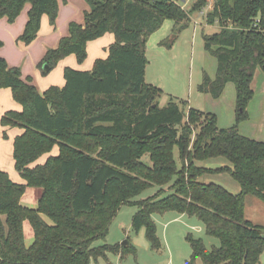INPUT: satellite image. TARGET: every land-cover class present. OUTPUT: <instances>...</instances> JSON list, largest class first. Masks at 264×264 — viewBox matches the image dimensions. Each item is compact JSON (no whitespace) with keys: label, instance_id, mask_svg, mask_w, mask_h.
<instances>
[{"label":"trees","instance_id":"obj_1","mask_svg":"<svg viewBox=\"0 0 264 264\" xmlns=\"http://www.w3.org/2000/svg\"><path fill=\"white\" fill-rule=\"evenodd\" d=\"M89 1L84 23L71 22L69 35L46 52L39 67L46 73L44 64L52 70L70 54L82 63L89 41L113 33L109 55L96 59L91 70L66 67L65 85L41 94L0 56V88H11L22 105V111L2 115L0 123L24 129L14 139L13 157L26 181L14 182L0 169V264H90L108 251L123 257L130 243L94 245L106 238L123 205L138 207L132 227L145 229L152 249L162 246L153 214L173 211L197 217L206 233L220 240L208 249L202 238L188 233L189 264L197 259L258 264L264 226L248 220L244 209L248 194L264 202V141L240 134L238 123L247 118L256 72L264 71V0H214L206 14L208 24L220 26L219 32L203 34L217 70L214 78L205 72L198 88L218 99L228 83L234 84L236 124L229 128H220L213 113L194 107L186 113L174 100L160 106L162 90L145 79L150 35L166 19L187 27L189 12L202 11L208 0H194L189 12L175 0ZM27 3L28 21L19 40L30 44L44 14L55 23L59 0H0V19L14 22ZM231 22L237 29L227 30ZM56 145L57 155L31 166ZM207 160L223 164H199ZM221 173L230 174L240 191L203 180ZM153 185L161 186L156 194L134 200ZM27 187L42 190L36 207L21 201ZM165 187L168 194L161 196ZM26 220L34 233L29 245Z\"/></svg>","mask_w":264,"mask_h":264},{"label":"rangeland","instance_id":"obj_2","mask_svg":"<svg viewBox=\"0 0 264 264\" xmlns=\"http://www.w3.org/2000/svg\"><path fill=\"white\" fill-rule=\"evenodd\" d=\"M87 1L91 4L89 0ZM193 2L194 0H188V3L186 6H184V9L187 12L191 10ZM208 2L212 3V0H208ZM178 3L183 5V1L181 2V0H179ZM202 10L204 12H189L190 19H196L197 23L200 24L197 27L194 25V23H190L187 27L182 28L179 24H176L174 20L170 19L171 23H173V26H171L173 30L170 31V34H168L169 30L166 28V24H164L163 27L158 28L150 35L148 39L149 57L151 60H153V62L150 65L149 74L152 75V77L155 76L157 78L156 86L162 90V94L158 98L160 106L165 107L171 100H174L181 106V108H185L186 113L189 107H194L205 113H213L218 118L217 124L220 128H229L236 124V90L234 84L232 82L228 83L224 94L218 99H214L205 95L198 88L203 81L205 72L210 77L214 78L217 70V60L214 56L206 51L203 34H212L214 32H219L220 30V26L218 24L207 23L206 14L211 9L205 7ZM43 16H47L49 25H51L53 30H56L58 23L57 18L55 23L52 24L47 14H44ZM71 22L79 23L74 20H71L67 23L68 35ZM226 27L229 31L237 29V26H235L232 22ZM161 33H165V40L175 38L172 44H163L165 48L174 47V49L169 50L168 52L166 51L164 59L162 58L164 60L162 66L165 65L162 71V67L155 68V70H153V65H156V62L154 61L156 54L155 51H153V39H157ZM167 42L171 41L167 40ZM180 43H185V46L181 45ZM179 47H185L186 49L185 52L182 53V57H180L178 62L177 59L173 60L171 57L174 52L176 53ZM89 57L93 56L88 54L87 48V57L82 63H85ZM57 65L53 69H55ZM18 68L21 71V68ZM21 74L23 75L22 71ZM25 77H29L31 82L37 88L32 75H27ZM252 88L254 90V96L247 106L248 115L246 119L241 120L238 123V131L243 136L258 141H264V71L260 67L258 68L254 77ZM3 137L4 136L1 134L0 123V165H2L3 161H5L8 155V143L6 141L7 137H4L5 139ZM176 159L179 161L178 157ZM199 164L211 167H217L221 165L216 160L202 161L199 162ZM203 180L219 183L235 193L239 192L241 189L240 184L228 173L214 174L211 176L208 175L207 177L203 178ZM160 188L161 186L159 185H153L143 190L134 198V200H141L150 197L156 194ZM167 189L168 188L165 187V190ZM167 194L168 190L162 193L161 196ZM137 209L138 207L136 205H123L115 219L112 221L106 238L104 240H98L94 243V245L108 243L110 245L123 244L126 246L127 244L125 242L127 240V242L132 245L118 262H111V259L108 255L109 259L107 258L106 260L107 264H189L188 261L190 259L192 250L191 245L186 238L188 233H192L195 237L202 238L205 246L208 249L220 244V240L218 238L210 236L206 233L203 223L197 217L186 214V219L182 220L185 226L179 221H173L169 228H167L169 243H167L166 235H163L164 241H162L163 244H166L167 249L165 248V244L164 249H152L149 240L146 238V234H143L144 230L142 231V234H139L138 232H135L132 227V219ZM244 214L245 217L254 224L264 226V202L258 197L252 194L245 196ZM171 215H176V212L169 211L165 213H154L153 219L156 223L158 233L159 228L160 231L164 232L165 228L167 227L166 222L170 219ZM186 222H188V224ZM192 224L200 225V228L192 227ZM180 227L183 228V233L172 234L174 231L173 229H179ZM195 264H204V262L201 259H197ZM258 264H264V250L260 254V260Z\"/></svg>","mask_w":264,"mask_h":264},{"label":"crops","instance_id":"obj_3","mask_svg":"<svg viewBox=\"0 0 264 264\" xmlns=\"http://www.w3.org/2000/svg\"><path fill=\"white\" fill-rule=\"evenodd\" d=\"M187 3L188 0H183V6H186ZM29 9H30V4L27 3L25 5V9L15 19L14 22H9L7 17H3L0 19V39L3 42V46L0 48V56L7 60L10 67H20L23 73L22 76L24 78H26L25 76L27 75H32L34 77V83L37 85L38 91L41 94L51 86L62 87L65 85L64 69L66 67H71L77 70H91L94 66L96 59L106 58L109 55V46L115 41V36L113 33H106L105 35L99 37L98 39L89 41L87 46L88 54H91L93 57H89V59L85 61V63L82 64L78 63L76 55L70 54L64 57L63 59H61L58 62V65L55 69L43 73L41 67L38 66V63L41 62L45 53L49 49L58 47L60 39L68 35L67 23L69 21L74 20L82 24L84 23L85 12L90 11L92 9V5L87 0H66V2H64L63 0H59L57 29L53 30L51 25H49V20L47 16H42L41 26L37 34V37L30 44H25L24 42L19 40V36L23 33L26 23L28 21ZM169 20L170 19H166L161 25V27H163L164 24H166L165 26H167L166 28L169 30L168 34H170L171 33L170 31L173 30V28H171V26H173V23H171V20L170 21ZM190 23H194L196 27L200 25L199 23H197L196 19L191 20ZM164 37H165V33H161V35L159 34L157 39H153V51H155L156 54V57L154 59L156 65L155 66L153 65V70H155V68L162 67L161 68L162 71L165 66V65L162 66V64L164 63L163 59H164V55L166 54V51L168 52L169 50L174 49V47L165 48L161 44L162 41L165 40ZM181 45L185 46V43H182ZM146 49H147L146 54L148 57V64L146 67L145 79L147 83L156 85L157 78L155 76L152 77V75L149 74V68L151 63L153 62V60H151V58L149 57V41L147 42ZM185 49H186L185 47L184 48L179 47L176 53L174 52L172 54L171 58L173 60L177 59L179 62L180 57H182V53L185 52ZM205 95L210 96L209 94H205ZM10 110L22 111V105L13 98L11 88H0V120L2 115H4L5 112ZM3 132L7 133L6 141L8 143V149H7L8 155L5 161H3L2 165H0V169L6 171L14 182L25 183L26 181L20 176L19 172L15 168V160L13 157L14 139L16 136L22 134L24 132V129L20 127L1 125L2 136H3ZM58 153H59V147L58 145H56L53 147L51 152L42 155L39 159H37L34 163H32L31 166H34L36 164H42L50 156L57 155ZM217 162L223 164L222 161H217ZM41 192L42 190L39 188L27 187L25 193L21 198L22 203L29 207H36ZM186 217H187L186 214L176 212V215H171L170 219L166 222L167 227L165 228L164 232L160 231V228H159V233L157 230V234L159 235L162 242V246L158 250L164 249V244H165V243L163 244L164 234L167 237V243H169L167 228H169L170 224H172L173 221L174 222L179 221L182 225L185 226L182 220H185ZM186 223L188 224V222ZM199 226L200 225L192 224V227H199ZM23 227H24L26 243L29 245L33 241V236H34L33 229L31 227V224L27 220L24 222ZM143 230H144L143 234L145 235L144 228H142L138 233L142 234ZM173 230L174 231L172 232V234L174 233L180 234L183 233L184 231L182 227ZM125 243L126 244L128 243L127 240ZM103 244H108V243H103ZM165 248H166V244H165ZM108 255L111 259V262L113 263L118 262L122 258L120 251L119 252L108 251L104 256H100L97 259H93L92 260L93 262H91L90 264H107L106 260L108 258Z\"/></svg>","mask_w":264,"mask_h":264},{"label":"built area","instance_id":"obj_4","mask_svg":"<svg viewBox=\"0 0 264 264\" xmlns=\"http://www.w3.org/2000/svg\"><path fill=\"white\" fill-rule=\"evenodd\" d=\"M176 2H179V0H175ZM183 0H181V2H182ZM213 5H214V1L212 0V3H209L208 2V5H207V7L209 8V9H212L213 8ZM182 7L184 8V6L182 5ZM203 11V10H202ZM257 21H259V19H257ZM255 26H257V23L255 24Z\"/></svg>","mask_w":264,"mask_h":264},{"label":"water","instance_id":"obj_5","mask_svg":"<svg viewBox=\"0 0 264 264\" xmlns=\"http://www.w3.org/2000/svg\"><path fill=\"white\" fill-rule=\"evenodd\" d=\"M43 70H44V71H49V67H48L46 64H44V65H43Z\"/></svg>","mask_w":264,"mask_h":264}]
</instances>
